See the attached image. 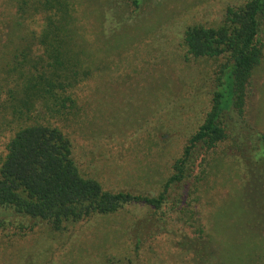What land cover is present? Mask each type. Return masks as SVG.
I'll return each instance as SVG.
<instances>
[{
  "label": "rangeland",
  "instance_id": "374dc122",
  "mask_svg": "<svg viewBox=\"0 0 264 264\" xmlns=\"http://www.w3.org/2000/svg\"><path fill=\"white\" fill-rule=\"evenodd\" d=\"M248 1L76 0L78 39L86 41L98 71L76 94L81 112L75 122L64 125L82 175L107 191L160 192V182L211 109L217 66L188 56L182 45L185 31L195 25L217 27L228 7ZM6 8L7 0H0L1 19ZM8 21L14 25V19ZM115 22L119 27L112 31ZM30 24L20 36L40 34L44 21L38 17ZM252 91L247 127L264 133V60ZM18 125L0 110V165ZM216 170L191 214L193 229L177 213L159 224L158 215L139 204L62 232L36 227L20 236L6 226L0 228V264H198L177 244L183 234H195L198 225L215 240L212 264H264L261 185L246 186L244 166L231 159Z\"/></svg>",
  "mask_w": 264,
  "mask_h": 264
},
{
  "label": "trees",
  "instance_id": "16d2710c",
  "mask_svg": "<svg viewBox=\"0 0 264 264\" xmlns=\"http://www.w3.org/2000/svg\"><path fill=\"white\" fill-rule=\"evenodd\" d=\"M79 5L76 0H7V16L1 19L0 11V110L19 123L0 165V228L13 226L20 236L36 227L62 232L139 204L156 213L159 224L177 213L193 229L195 205L226 159L244 166L246 186L261 185L264 195V133L249 129L246 116L255 71L264 60V0L228 7L217 27L195 25L185 31L188 56L217 66L211 109L157 195L107 191L82 175L73 157L64 125L75 122L81 112L76 94L98 73L86 41L78 39ZM38 17L44 21L41 33L20 36L24 24ZM116 27L119 22L111 30ZM191 234L177 244L198 264L211 263L218 253L212 234L202 225ZM140 244L138 238L137 248Z\"/></svg>",
  "mask_w": 264,
  "mask_h": 264
}]
</instances>
